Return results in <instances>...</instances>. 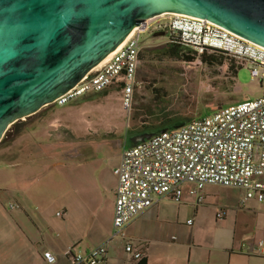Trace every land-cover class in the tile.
I'll return each instance as SVG.
<instances>
[{
  "label": "crops",
  "instance_id": "crops-1",
  "mask_svg": "<svg viewBox=\"0 0 264 264\" xmlns=\"http://www.w3.org/2000/svg\"><path fill=\"white\" fill-rule=\"evenodd\" d=\"M18 141L0 160V264H71L69 248L85 253L104 243L106 264H137L127 244L146 256L147 264H264V255L258 253L264 224L259 229L237 218L229 223L223 208L216 210L212 222L193 217L192 225L182 223L179 213L191 198L197 199L187 187L181 202L162 198L128 224L126 239L113 237L118 186L114 170L131 145L94 143L89 152L49 162L46 153L19 150ZM70 173L75 184L68 183ZM253 199L264 201L245 191L240 204L255 212ZM45 252L52 253L55 262L48 263Z\"/></svg>",
  "mask_w": 264,
  "mask_h": 264
},
{
  "label": "built area",
  "instance_id": "built-area-1",
  "mask_svg": "<svg viewBox=\"0 0 264 264\" xmlns=\"http://www.w3.org/2000/svg\"><path fill=\"white\" fill-rule=\"evenodd\" d=\"M166 32L169 39L198 53L221 51L250 71L251 80L264 78V47L246 40L204 18L168 13L148 19L136 27L125 41L98 67L52 105L65 106L85 95L119 86L122 105L130 109L138 85L142 48L141 34ZM113 237L127 238L128 224L142 211L169 197L179 203L183 189L203 200L207 185L238 186L249 195L264 199V93L253 100L224 105L210 116H199L177 129L158 132L150 139L124 150L118 167ZM254 176L263 177L262 180ZM63 215V212L57 213ZM223 212L218 214L222 218ZM189 225L193 220H189ZM66 251L71 264H106L107 244L89 251ZM126 251L133 259L141 253L131 244ZM258 253L264 255V243ZM48 263L55 256L45 252Z\"/></svg>",
  "mask_w": 264,
  "mask_h": 264
},
{
  "label": "rangeland",
  "instance_id": "rangeland-1",
  "mask_svg": "<svg viewBox=\"0 0 264 264\" xmlns=\"http://www.w3.org/2000/svg\"><path fill=\"white\" fill-rule=\"evenodd\" d=\"M141 43L138 85L130 109L122 105L119 86L85 95L65 106H45L9 127L7 132L11 131L12 135L20 132L14 139L20 140L17 148L46 153L50 156L49 162H54L73 153L89 152L94 143L100 147H117L123 143L132 146L133 138L139 134L156 133L199 116H210L224 105L253 100L264 93V78L263 83L252 81L246 65L236 75L234 70L241 65L226 54L208 51L215 58L210 59V64L205 63L200 58L202 53L155 31L142 33ZM220 60L222 63H218ZM10 140L5 133L0 142L1 161L6 159L9 146H13L14 140ZM70 175L67 182L75 184ZM245 191L238 186L208 185L204 188V200L196 204L197 199L191 198V203L179 213V219L182 223H188L193 217L197 221L212 222L216 210L223 208L227 222L237 218L242 224L261 229L264 201L251 200L258 205L254 207L255 212H248L240 204ZM130 233L133 234L129 232L130 236Z\"/></svg>",
  "mask_w": 264,
  "mask_h": 264
},
{
  "label": "water",
  "instance_id": "water-1",
  "mask_svg": "<svg viewBox=\"0 0 264 264\" xmlns=\"http://www.w3.org/2000/svg\"><path fill=\"white\" fill-rule=\"evenodd\" d=\"M168 13L207 19L264 47V0H0V142L11 125L72 89L136 27Z\"/></svg>",
  "mask_w": 264,
  "mask_h": 264
},
{
  "label": "trees",
  "instance_id": "trees-1",
  "mask_svg": "<svg viewBox=\"0 0 264 264\" xmlns=\"http://www.w3.org/2000/svg\"><path fill=\"white\" fill-rule=\"evenodd\" d=\"M208 51H210V50L203 51L202 54H201V57H200V58H201V60H202L203 62H205V63H209V64H210V63H211V62H210V59H211V58L214 59L215 56H214L213 54H208ZM214 52L219 53V54H225L224 52H221V51H214ZM207 58H209V59H207ZM213 61H215V60H213ZM221 61H222V60L218 61V63H222ZM230 67L233 69V65H231ZM240 69H242V66H238V67L234 70V73L237 75V73H238V71H239ZM18 126H19V125H18ZM167 129H172V128H167ZM159 132H160V131H159ZM156 133H158V132H156ZM10 134H11V131L6 132V137H7V138H10V137H11V140H10L9 142L13 141V140L17 137V135L20 134V132H19V131H18V132L15 131L13 135L11 134L13 137H12ZM137 264H147V257L141 254V258L137 260Z\"/></svg>",
  "mask_w": 264,
  "mask_h": 264
}]
</instances>
